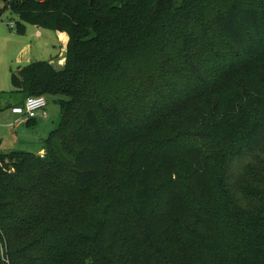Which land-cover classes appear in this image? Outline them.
<instances>
[{"label": "trees", "instance_id": "1", "mask_svg": "<svg viewBox=\"0 0 264 264\" xmlns=\"http://www.w3.org/2000/svg\"><path fill=\"white\" fill-rule=\"evenodd\" d=\"M5 10L21 36L31 25L70 41L63 69L34 62L12 75L15 106L56 97L61 120L42 154L0 152V264H208L204 238L187 246L209 218L250 237L222 264H264V0H11ZM157 49L187 99L160 69L154 84L130 80Z\"/></svg>", "mask_w": 264, "mask_h": 264}, {"label": "rangeland", "instance_id": "2", "mask_svg": "<svg viewBox=\"0 0 264 264\" xmlns=\"http://www.w3.org/2000/svg\"><path fill=\"white\" fill-rule=\"evenodd\" d=\"M11 0H0V12L2 17L0 19V152L11 153L15 151L30 152L35 155H40L44 147L45 140L57 128L61 120V109L56 97H47V118L40 119L37 124H22L18 125L17 116L11 112V107L18 104L21 100L20 95L12 93L14 87L12 84V75L23 66H26L25 61L19 62V49L22 43L27 40L17 33L19 18L10 10H5L7 3ZM241 2L248 0H239ZM14 26L12 27V25ZM26 39V40H25ZM174 57V56H173ZM217 58V57H216ZM21 60V59H20ZM172 58L168 59L165 52L157 49L151 54L140 57L135 68L130 70V80L133 78L136 87L142 88L148 84H154L159 80L167 81L168 87L179 90L184 99L189 97L187 90V81L184 85H174V75L177 73L172 66ZM216 61V59L214 60ZM19 62V63H18ZM223 64L221 63L220 66ZM160 69L161 76L151 78V70ZM134 89V88H133ZM39 119V118H38ZM136 149L135 145H128L119 154L121 161H124ZM245 164H243L244 166ZM242 165L238 170H242ZM210 220L201 222L207 224L206 234L199 236L198 234L193 238L187 247L195 243H200L199 240L203 238L206 240L207 249L203 256L200 255L203 261L208 264H222L223 260L230 261L234 251L232 248L241 252L237 246L243 247L249 242V235L245 232L244 227L236 222H218L216 218H209ZM208 223L211 226H208ZM2 257L5 256V245L0 244ZM228 247V249H227ZM230 254V255H229ZM5 259V258H4ZM6 260V259H5ZM139 264H145V261Z\"/></svg>", "mask_w": 264, "mask_h": 264}, {"label": "crops", "instance_id": "3", "mask_svg": "<svg viewBox=\"0 0 264 264\" xmlns=\"http://www.w3.org/2000/svg\"><path fill=\"white\" fill-rule=\"evenodd\" d=\"M23 37L27 40L25 39L26 41L22 43L19 49L21 59H19V62L25 61L26 66L34 62H48L58 70L65 67L66 53L70 41L67 33L28 25L26 34ZM21 69L22 67L19 70ZM40 119L42 118L40 117L38 121ZM42 153L41 150L40 154Z\"/></svg>", "mask_w": 264, "mask_h": 264}, {"label": "built area", "instance_id": "4", "mask_svg": "<svg viewBox=\"0 0 264 264\" xmlns=\"http://www.w3.org/2000/svg\"><path fill=\"white\" fill-rule=\"evenodd\" d=\"M14 24L12 25V27ZM47 99L41 97H29L26 99L24 105L14 106L11 109L13 115L17 116V124L20 126L26 124L29 120L38 118H47Z\"/></svg>", "mask_w": 264, "mask_h": 264}, {"label": "water", "instance_id": "5", "mask_svg": "<svg viewBox=\"0 0 264 264\" xmlns=\"http://www.w3.org/2000/svg\"><path fill=\"white\" fill-rule=\"evenodd\" d=\"M94 0H91V2L93 3Z\"/></svg>", "mask_w": 264, "mask_h": 264}]
</instances>
